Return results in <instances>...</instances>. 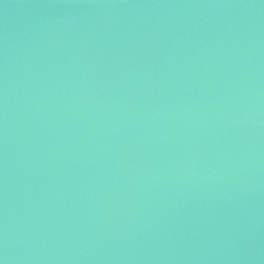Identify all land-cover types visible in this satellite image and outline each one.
<instances>
[{
    "label": "water",
    "instance_id": "1",
    "mask_svg": "<svg viewBox=\"0 0 264 264\" xmlns=\"http://www.w3.org/2000/svg\"><path fill=\"white\" fill-rule=\"evenodd\" d=\"M0 264H264V0H0Z\"/></svg>",
    "mask_w": 264,
    "mask_h": 264
}]
</instances>
